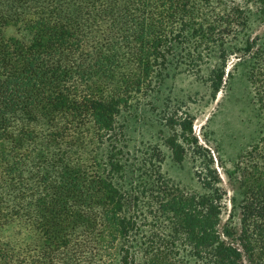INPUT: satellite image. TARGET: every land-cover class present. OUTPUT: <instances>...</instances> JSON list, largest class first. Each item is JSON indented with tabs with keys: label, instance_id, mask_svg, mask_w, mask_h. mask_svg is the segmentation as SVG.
Here are the masks:
<instances>
[{
	"label": "trees",
	"instance_id": "16d2710c",
	"mask_svg": "<svg viewBox=\"0 0 264 264\" xmlns=\"http://www.w3.org/2000/svg\"><path fill=\"white\" fill-rule=\"evenodd\" d=\"M242 3L264 22V0H0V264H264V131L231 192L189 116L167 118V145L207 162L205 194L119 174V118L183 39L219 51L215 96L232 56L249 64L264 117V40L227 43Z\"/></svg>",
	"mask_w": 264,
	"mask_h": 264
},
{
	"label": "rangeland",
	"instance_id": "374dc122",
	"mask_svg": "<svg viewBox=\"0 0 264 264\" xmlns=\"http://www.w3.org/2000/svg\"><path fill=\"white\" fill-rule=\"evenodd\" d=\"M242 6L246 9L249 27L237 35L238 45L227 38L231 48H241L247 35L264 40V22L258 16L256 5L242 3ZM5 33L11 37L17 34V29L10 26ZM188 39L177 42L169 53L167 70L161 76L154 74L149 91L134 99L132 107L119 118L124 132L117 144L123 153L119 158L124 169L119 174H148L149 179L154 174H162L174 188L205 194L197 173L207 162L189 152L178 163L167 145L172 134L167 118L173 114L189 116L193 119L194 135L214 159L224 187L231 192L225 170L234 171L258 143L264 131V117L249 82V64L238 62L232 56L226 65L223 86L215 96L211 74L221 64L219 51L211 47L196 49L195 40Z\"/></svg>",
	"mask_w": 264,
	"mask_h": 264
}]
</instances>
